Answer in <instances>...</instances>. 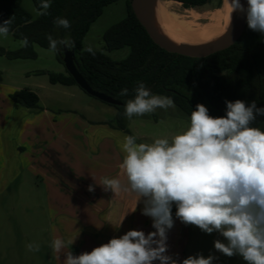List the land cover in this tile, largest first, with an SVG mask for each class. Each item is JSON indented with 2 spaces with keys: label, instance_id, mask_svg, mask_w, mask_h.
<instances>
[{
  "label": "rangeland",
  "instance_id": "rangeland-1",
  "mask_svg": "<svg viewBox=\"0 0 264 264\" xmlns=\"http://www.w3.org/2000/svg\"><path fill=\"white\" fill-rule=\"evenodd\" d=\"M22 1L24 8L36 19L37 10L32 1ZM160 2L180 20L192 23L193 29L209 23L211 14L223 4V0H214L195 10L185 9L173 1ZM126 16V0L105 8L87 34L84 46L105 53L115 62L128 58L130 48L107 52L103 42L104 34ZM0 47L8 52L23 48L21 41L12 34L0 36ZM34 50L35 59L14 60L0 56V143L10 137L25 148L20 175L8 185L7 192L0 194V264H63L66 259L63 250L57 258L51 243L57 235L63 239L76 230L83 238L92 239L95 247L99 246L100 233L108 230L105 217L113 210L112 203L119 199L104 189L100 179L105 176L118 177L121 182L125 179L118 167L123 155L119 142L125 135L119 132V138L115 134L102 137L95 132L98 127L91 126L97 123L117 125L118 110L89 96L79 86L52 85L47 75L39 73L66 74L65 65L58 60L57 53L38 45ZM25 88L39 96V110L30 112L11 100L10 95ZM188 121L189 117L174 104L143 116L127 117L124 125L137 142H151L154 138L171 137L182 131ZM253 126L264 129V122H253ZM89 186L94 190L89 191ZM142 208L143 203L135 207L130 226L147 234L152 220L141 214ZM68 221L76 223L70 228V234L67 233L71 226L67 225ZM177 230L188 239L183 259L202 254L205 257L213 255L216 258L213 264H246L238 255L227 257L215 250L214 241L223 242L219 233L207 234L174 219L169 231ZM29 243L38 244L40 250L28 251L26 245ZM67 250L77 256L91 251L73 245Z\"/></svg>",
  "mask_w": 264,
  "mask_h": 264
},
{
  "label": "clouds",
  "instance_id": "clouds-1",
  "mask_svg": "<svg viewBox=\"0 0 264 264\" xmlns=\"http://www.w3.org/2000/svg\"><path fill=\"white\" fill-rule=\"evenodd\" d=\"M246 4L225 0L230 20L240 11L248 28L264 37V0H246ZM50 6V0H41L37 15H47ZM11 23V18L0 21V36L9 34ZM54 24L70 27L60 17ZM47 40L54 53L60 51L58 44L67 49L74 46L68 38L57 40L49 35ZM28 44L25 37L21 46ZM83 51L94 55L91 46ZM127 94V88L119 93ZM173 106L171 97L153 94L139 82L135 96L124 104V114L131 119ZM257 115L264 116V108H257L255 101H228L222 116L210 115L199 103L191 110L187 127L171 137L137 142L135 136L125 135L119 142L123 155L118 165L125 182L105 176L99 183L114 196L134 195L137 205L143 203L141 214L151 218L154 231L129 230L78 256L67 251L63 264H213V255H190L178 261L167 254L173 207L175 219L182 224L223 237V242L214 241L216 251L227 257L238 255L246 264H264V129L253 126ZM88 190L94 189L89 186ZM78 235L79 230L68 241L59 237L52 241L57 258ZM26 248L40 250L34 243Z\"/></svg>",
  "mask_w": 264,
  "mask_h": 264
},
{
  "label": "trees",
  "instance_id": "trees-1",
  "mask_svg": "<svg viewBox=\"0 0 264 264\" xmlns=\"http://www.w3.org/2000/svg\"><path fill=\"white\" fill-rule=\"evenodd\" d=\"M40 11L41 0H31ZM120 0H50L47 15L36 19L28 12L22 0H0V21L12 19L9 34L29 44L17 52H8L0 47V56L9 59H35L34 46L49 50L47 36L60 40L68 38L76 55V66L83 78L96 91L104 93L122 103L114 106L118 110L115 130L132 135L124 125L127 118L124 104L135 96V88L143 82L153 94L169 96L186 116H190L199 103L209 109V114L222 116L226 113V102L243 100L246 104L256 102L264 108V37L246 26L243 36L229 49L203 59L184 57L168 53L157 46L133 12L131 1L126 0L127 16L112 26L103 36L107 52L130 48L128 58L120 62L110 59L105 53L94 55L83 51L84 40L92 25L103 15L105 8ZM183 5L185 9H201L214 0H168ZM65 18L70 27H57L54 20ZM58 60L63 63L64 46L58 44ZM64 64V63H63ZM47 75L52 85L78 86L74 78L66 74L40 72ZM128 94L120 96L122 89ZM11 100L30 112L40 109V98L29 88L10 95ZM254 123L264 122L257 115ZM175 219V209L173 208Z\"/></svg>",
  "mask_w": 264,
  "mask_h": 264
},
{
  "label": "crops",
  "instance_id": "crops-1",
  "mask_svg": "<svg viewBox=\"0 0 264 264\" xmlns=\"http://www.w3.org/2000/svg\"><path fill=\"white\" fill-rule=\"evenodd\" d=\"M49 114V113H48ZM91 126L98 127L96 128L95 132L96 134H100L102 137L104 135L112 134L117 137L119 136L118 130H115L111 126H109L106 123L102 124H91ZM123 133V132H122ZM93 134V133H92ZM126 135L125 133H123ZM119 138V137H117ZM123 139V138H122ZM5 140V141H4ZM0 143V194H3L4 192L8 191V185L10 183H13L16 181L18 176L20 175V169L22 168L21 165V158L23 155V150H25L24 147L19 144L20 142L16 141L15 139H12L8 137L7 139H4ZM125 182V179H123L122 183ZM119 199H117L116 203H112L113 210L110 211L105 219L106 223L108 225V230L106 232L100 233V240L98 241V245H101L103 243H106L109 239L112 237H119L123 234H125L129 230H133L130 226L133 217L134 212L132 211L133 207L135 208L137 206L136 200L134 195H129L126 193H123L118 196ZM136 204V205H135ZM122 221V223H121ZM76 223L73 221H68V231L69 233L70 228L73 227ZM132 225V224H131ZM154 231L153 228H150L149 232ZM148 232V233H149ZM78 231H72L71 235H65L63 239L68 241L69 239L73 238L75 235H77ZM70 234V233H69ZM57 237L62 238L61 235H57ZM55 237L53 238V240ZM92 240V239H91ZM89 241L87 238H83L82 235L77 236L74 244H72L75 248H84V249H90L92 250L96 244L94 241ZM168 255L173 256L174 259H177L178 261L183 260V253L185 248L188 246V239L187 236L185 237L182 232H170L168 231ZM41 245L44 247L46 244L41 242ZM65 253L68 251L67 247L65 249H62ZM73 254V253H72ZM155 264H159V262H155Z\"/></svg>",
  "mask_w": 264,
  "mask_h": 264
},
{
  "label": "water",
  "instance_id": "water-1",
  "mask_svg": "<svg viewBox=\"0 0 264 264\" xmlns=\"http://www.w3.org/2000/svg\"><path fill=\"white\" fill-rule=\"evenodd\" d=\"M158 0H132L131 6L134 14L144 27L152 41L168 53L184 57L203 59L216 53L225 51L235 45L243 36L247 23L244 13L237 11L236 20L228 32L219 40L206 45L175 44L162 35L153 24L155 6ZM241 3L247 6L244 0ZM66 71L74 78L77 85L89 96L96 98L111 106H122V103L104 93L94 90L83 78L76 66V55L72 50L64 47L62 56Z\"/></svg>",
  "mask_w": 264,
  "mask_h": 264
},
{
  "label": "bare ground",
  "instance_id": "bare-ground-1",
  "mask_svg": "<svg viewBox=\"0 0 264 264\" xmlns=\"http://www.w3.org/2000/svg\"><path fill=\"white\" fill-rule=\"evenodd\" d=\"M244 1L246 3V0ZM165 6L160 0L157 1L153 24L164 37L175 44L206 45L213 43L228 32L237 15V12L233 13L230 20L229 9L223 0L221 8L214 11L209 17V23L193 29L195 27L192 23L180 20L177 14L169 12ZM198 16H194V18L199 19Z\"/></svg>",
  "mask_w": 264,
  "mask_h": 264
}]
</instances>
